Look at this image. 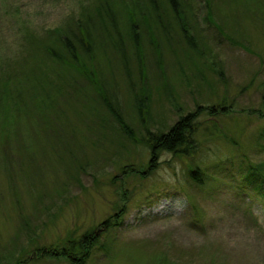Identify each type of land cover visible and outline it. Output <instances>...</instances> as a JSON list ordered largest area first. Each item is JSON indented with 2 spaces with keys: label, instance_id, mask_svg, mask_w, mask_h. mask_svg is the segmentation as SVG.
<instances>
[{
  "label": "rangeland",
  "instance_id": "1",
  "mask_svg": "<svg viewBox=\"0 0 264 264\" xmlns=\"http://www.w3.org/2000/svg\"><path fill=\"white\" fill-rule=\"evenodd\" d=\"M189 2L194 44L161 34L140 37L139 53L128 37L121 52L97 50L94 67L134 139L82 83L59 97L55 132L24 122L8 170L0 145V264H72L39 248L86 232L96 243L85 264H264V195L244 176L264 163V0ZM97 3L0 0V66L18 65L25 33L66 26ZM191 112L195 148L153 154L151 134Z\"/></svg>",
  "mask_w": 264,
  "mask_h": 264
},
{
  "label": "trees",
  "instance_id": "2",
  "mask_svg": "<svg viewBox=\"0 0 264 264\" xmlns=\"http://www.w3.org/2000/svg\"><path fill=\"white\" fill-rule=\"evenodd\" d=\"M207 3L209 5L210 0ZM87 8L80 16L68 21L66 26L49 29L43 35L25 33L26 53L18 65L0 66V145L7 170L9 163L15 165L12 156H9L8 146L11 148L13 138L18 140V130L24 122L44 119L45 129L55 132V128L50 127L49 117L56 112L59 97L70 89L75 92L81 89L82 83L89 85L91 93H95L105 111L107 107L118 122L119 129L133 138L132 128L126 123L119 107L109 99L106 82L98 71L99 65L94 67L98 49L103 48L105 52V48L111 46L121 52L128 37L139 53L142 46L140 37L147 35L155 44V38L161 34L168 38L177 35L187 44H194L192 30L195 26L191 22L194 13L189 0H133L127 5L120 0H98L96 6L90 8L91 11ZM133 11H137V20ZM140 103L139 116L144 119L143 104ZM194 115L196 113L191 112L181 116L167 132L160 130L151 134L148 143L152 153L163 149L183 154L189 147L195 148L196 123L191 119ZM191 166H194L193 162ZM193 170L191 167L190 176L202 183L203 178L197 177L198 171L194 173ZM244 174L252 189L264 195V163L249 162ZM89 236L87 232L78 239L68 236L66 243L55 245L60 250L43 246L39 251L57 258L67 257L72 264H85L93 243H96L95 240L86 241Z\"/></svg>",
  "mask_w": 264,
  "mask_h": 264
}]
</instances>
